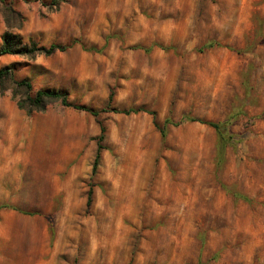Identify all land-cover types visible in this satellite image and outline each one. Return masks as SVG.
<instances>
[{
    "label": "rangeland",
    "instance_id": "374dc122",
    "mask_svg": "<svg viewBox=\"0 0 264 264\" xmlns=\"http://www.w3.org/2000/svg\"><path fill=\"white\" fill-rule=\"evenodd\" d=\"M4 6L23 42L67 48L0 55L31 85H0V264H264V0ZM38 90L155 118L19 107ZM183 117L229 119L225 144L164 123Z\"/></svg>",
    "mask_w": 264,
    "mask_h": 264
},
{
    "label": "trees",
    "instance_id": "16d2710c",
    "mask_svg": "<svg viewBox=\"0 0 264 264\" xmlns=\"http://www.w3.org/2000/svg\"><path fill=\"white\" fill-rule=\"evenodd\" d=\"M0 1L3 2V0ZM0 12L4 18L7 27V29L1 34L0 55L13 54V55H21L32 58L39 54L50 55L57 51H63L67 48L66 45H61L56 43H51L49 46L46 47V46H38L34 42H30V43L23 42L19 36H17L15 33L11 31V28L18 27L21 25L22 22L21 15L12 7H8V6H4V8L0 10ZM212 45L213 43H207L203 47H201V49L202 50L207 49L209 47H212ZM5 81H10L12 83L13 88L15 89V93L18 90H22L23 92H26L31 88L30 82L28 80L25 79L20 81L15 80L11 69L8 67L0 68V85H2V83H4ZM53 100L60 101L61 104L65 106H69L74 109L85 111L94 116H98L100 113L108 112V111L119 112L124 114L145 112L151 114L153 118H155L154 111L143 108H128V109L117 110L106 106L101 109H93L91 107L81 104H72L68 101L67 94L65 92L57 91V90H38L35 92V95L33 97L27 96L25 100L23 99L19 100L18 105L19 107L25 108L27 102L30 108L35 110H42L45 108L47 102ZM184 121H199L201 123H205L209 125L210 127H213L219 136V141L221 145L225 144L226 139L224 135L228 130V125L230 123L229 119L215 122L212 120H200L192 117H183L177 121L165 119L164 123L165 124L171 123L177 125ZM161 131L164 134L165 128H162ZM102 138H103V128L101 129V134L97 138V150L92 164V172L95 171L97 166L99 153L100 150L102 149V145L100 143Z\"/></svg>",
    "mask_w": 264,
    "mask_h": 264
}]
</instances>
